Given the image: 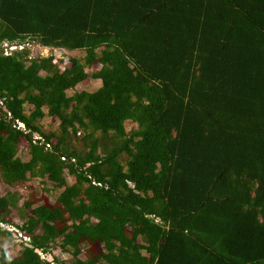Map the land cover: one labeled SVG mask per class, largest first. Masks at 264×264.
<instances>
[{"label": "trees", "instance_id": "trees-1", "mask_svg": "<svg viewBox=\"0 0 264 264\" xmlns=\"http://www.w3.org/2000/svg\"><path fill=\"white\" fill-rule=\"evenodd\" d=\"M26 41L72 55L0 53V183L58 192L0 195V264H264V0H0Z\"/></svg>", "mask_w": 264, "mask_h": 264}, {"label": "rangeland", "instance_id": "rangeland-1", "mask_svg": "<svg viewBox=\"0 0 264 264\" xmlns=\"http://www.w3.org/2000/svg\"><path fill=\"white\" fill-rule=\"evenodd\" d=\"M23 47L27 48V50L31 53L32 57H50V56H58V58H60L61 56H63V58H67L66 56H71V55H66V53L61 52L60 50H53L51 48H43L41 47L39 44L34 43V42H30V41H26L25 43H23ZM74 56H78V57H82L84 54L83 53H74ZM97 67L95 68H91V69H86V71L89 74H92L94 72H96ZM101 85L100 80H94L92 78L87 79L86 81H84L83 83L79 84L75 90H71L69 91V94H74L75 92H80V91H88V92H93L96 91ZM44 127L45 129H50V128H56L57 124H54L53 122L50 121V119H47L44 121ZM133 126L132 123H127V129L130 130V128ZM37 137V135H36ZM24 147V146H23ZM22 148V150L20 151L19 155L21 157H23L25 159V153L26 151ZM66 175H68V173H66ZM74 181V177L72 176H68L67 179V183L68 184H72ZM47 188L49 190H51V192L46 193L43 189ZM8 191H12V192H17L18 194H20L22 196V199L20 200V203H22L23 201H26L28 199H30L31 196H34L35 198H38V201L36 202V204H42L44 203L45 199L49 202H53L56 193L58 191L52 189L50 184H43L39 179H32L30 182H26L24 184H19L15 187H9L4 183H0V195H6ZM11 216L13 217V221L15 223L20 224L17 216H16V212L14 211ZM1 227H4L7 231L9 232H16V230L8 225H0ZM13 237L16 239H9L7 236H3L0 238V248L5 247L8 252L12 255H17L18 251L20 249V241L21 242H25L27 241V237L24 236L22 233H16V235L14 234ZM97 250H100L101 247L100 246H96ZM49 255V254H48ZM46 255V256H48ZM51 256H56L57 258H59L60 260H67L69 259V255L68 254H64L62 252H60V250H51Z\"/></svg>", "mask_w": 264, "mask_h": 264}, {"label": "built area", "instance_id": "built-area-1", "mask_svg": "<svg viewBox=\"0 0 264 264\" xmlns=\"http://www.w3.org/2000/svg\"><path fill=\"white\" fill-rule=\"evenodd\" d=\"M0 53H3L5 56L7 55H11L15 50L19 49V50H22L24 49L23 45H19L17 43H13V44H10L8 42H3L0 46ZM61 58H63V56H61ZM67 63V59L64 60V64ZM64 64L61 66V69H64ZM49 146V145H48ZM29 239H27V241L25 242H28Z\"/></svg>", "mask_w": 264, "mask_h": 264}, {"label": "water", "instance_id": "water-1", "mask_svg": "<svg viewBox=\"0 0 264 264\" xmlns=\"http://www.w3.org/2000/svg\"><path fill=\"white\" fill-rule=\"evenodd\" d=\"M25 246L28 247V248H33L32 245L29 244L28 242H25ZM34 252L37 253V254H41V251L39 249H34ZM52 260H53V257L49 254L47 256V261L52 262Z\"/></svg>", "mask_w": 264, "mask_h": 264}]
</instances>
